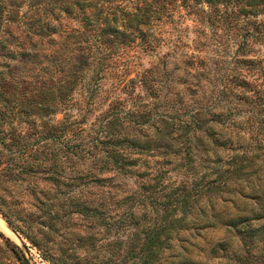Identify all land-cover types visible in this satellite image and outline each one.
I'll use <instances>...</instances> for the list:
<instances>
[{
	"label": "rangeland",
	"instance_id": "rangeland-1",
	"mask_svg": "<svg viewBox=\"0 0 264 264\" xmlns=\"http://www.w3.org/2000/svg\"><path fill=\"white\" fill-rule=\"evenodd\" d=\"M230 4L177 0L171 14L115 47L56 110L24 113L16 105L1 116L0 264H113L126 252L142 203L162 191L182 194L196 180L183 150L196 136L209 145L203 129L210 121L224 140L216 165L230 166L242 152L261 164L248 177L228 179L218 208L236 214L237 206L264 203V196L254 202L248 186L264 181V6L236 12ZM162 135L171 146L155 147ZM213 160L208 149L205 162ZM149 207L146 218L154 215ZM202 223L190 242L207 249L224 239L213 264L233 263L238 237ZM194 249L190 257L200 260ZM252 260L264 264L259 255Z\"/></svg>",
	"mask_w": 264,
	"mask_h": 264
},
{
	"label": "trees",
	"instance_id": "trees-1",
	"mask_svg": "<svg viewBox=\"0 0 264 264\" xmlns=\"http://www.w3.org/2000/svg\"><path fill=\"white\" fill-rule=\"evenodd\" d=\"M176 1L0 0V118L16 105L19 106L18 111L24 113L56 110L70 98L77 82L88 81L97 74L102 60L115 47L142 34L143 25L171 14L169 11ZM178 1L184 4L186 0ZM194 1L221 5L225 9L227 4L232 3L231 11L236 12L264 6V0ZM89 69L91 74L88 76ZM224 127L226 125H222ZM203 130L209 137V145L205 148L206 142L203 143L201 136H196L192 148H185L182 155L194 168L196 180L190 181L191 187L182 194H175L173 189L147 199L146 205L142 203V213L136 221L130 212L135 225L133 237L129 239L125 254L113 264H125L127 257L134 256H138L135 264H213L214 258L219 257L217 252L225 251L226 241L220 239L207 249L191 243L190 239L199 234L196 222L201 217L203 226H224L238 237L239 250L232 251L228 256L234 262L225 264H256L257 260L252 259H257L258 255L264 257V203L257 209L252 203L248 208L245 204L237 206L236 214L222 213L218 208L219 201L223 200L221 192L228 191L224 189L228 179L248 177L261 164L254 167L250 158L242 152L236 160L231 156L230 166L221 168L216 165L220 159L216 146L222 145L224 140L215 136L212 121ZM179 137L177 135L172 139L177 142ZM95 138L87 142L93 143ZM164 139H167L164 135L159 136L155 147L171 146ZM122 140H126L125 137ZM202 143L203 157L197 152ZM208 149L214 157L212 165L210 161L205 162ZM180 150L178 148L176 152ZM96 159L103 161V157ZM195 160L196 164L193 163ZM114 165L122 167V164ZM122 183L127 184L126 181ZM248 186L253 191L252 198H256L254 202L259 203L260 197L264 196V181L256 187L254 184ZM242 188L240 183L237 190L242 193ZM190 189L197 195L192 196ZM201 194L206 201L200 204ZM192 203L197 205L194 210L190 209ZM147 205L150 206L148 211H153L154 215L146 218ZM138 219L142 220L139 225ZM258 241L261 247L255 255L252 249ZM193 249L195 256L200 254V260L190 257Z\"/></svg>",
	"mask_w": 264,
	"mask_h": 264
}]
</instances>
